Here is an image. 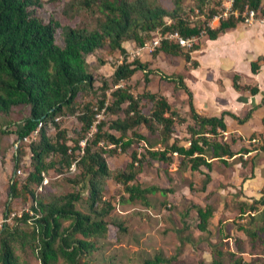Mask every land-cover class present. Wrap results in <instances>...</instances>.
Wrapping results in <instances>:
<instances>
[{
  "label": "trees",
  "instance_id": "obj_1",
  "mask_svg": "<svg viewBox=\"0 0 264 264\" xmlns=\"http://www.w3.org/2000/svg\"><path fill=\"white\" fill-rule=\"evenodd\" d=\"M65 1L66 15L75 18L83 13H91L95 16L93 25H64L56 17L45 21L37 12L42 0H0V114H10L17 107L28 108L29 111L23 125L16 131L21 142L14 158L16 175L10 184V194L24 202L34 201V214L27 212L19 218L27 224L31 219L33 226L6 224L2 229L0 264H27L17 252L19 246H29L42 264H60L61 260L67 264H89L87 256L98 249V238L106 236L109 230L108 216L114 208L105 199L109 179L122 184L131 200H145L147 193L156 188H143L135 183L141 170L154 161L172 164L178 155V171L187 167L194 172H203L205 178L201 190L206 191L212 180L214 163L218 161L228 165L230 159L238 154L226 138L228 126L224 114L220 117L200 114L183 74L167 75L159 69H151V63L143 62L140 57L130 60L125 43L133 41L144 47L150 33L158 28L163 33L178 31L184 37H199L206 31L210 39H216L220 33L236 28L243 21L242 16L223 19L217 28H212L206 27L203 22L193 24L189 15L197 9L205 13L211 0H195L188 13L178 0L172 11L149 0ZM235 8L241 14L248 8L264 16V0H235ZM214 13L212 9L208 12L209 16ZM59 34L62 43L58 40ZM99 48L119 51L124 57L111 77L89 69L88 56ZM199 48L195 45L185 51L180 44L164 38L153 56L161 52L183 55L188 64L197 67L199 63L193 59L192 53ZM100 62L104 64L105 60L100 59ZM258 67L257 63H253L254 72ZM140 70L145 74L146 84L151 82V74L158 73L189 94L193 122L187 125L188 138L181 139L176 135L177 126L187 122V118L173 108L167 96L151 91L136 95L130 85H120L123 81L128 82ZM239 79L240 76L236 75L235 86L241 89L243 86L238 83ZM96 82L100 85L96 86ZM244 88L253 94L259 92L257 87ZM97 90H100L101 96L96 102L81 99V96L93 91L98 95ZM110 90L112 99L106 104ZM143 100L151 104L149 112L145 111ZM257 108H251L243 117L230 114L240 123H245ZM103 109L118 117L112 120L98 119ZM122 112L125 116L121 115ZM68 114L77 115L81 122L78 131L80 137H86L96 128L84 147L80 139L71 145L68 129L56 120ZM41 120L45 124L52 122L57 132L51 136L46 127L41 128L39 138L30 143L32 169L27 175L17 174V170L25 164L23 138L31 135ZM141 126H145L149 132H141ZM1 131L6 132L2 128ZM232 142H236V139L233 138ZM140 145L141 151L137 148ZM260 148L264 151V145ZM209 149L211 155L208 154ZM253 150L259 149L243 147L239 151L243 165L247 164L244 155ZM119 152L129 154L130 161L125 168L112 169L108 157ZM74 165L78 166L80 172L73 177L64 176L63 179L78 186V189L53 196L38 190L45 180L44 174L50 169L65 174ZM203 166L207 171L202 170ZM85 188L90 213L76 207ZM191 188L194 189L192 184ZM258 204L264 206V187L261 198L254 201L250 210H258ZM214 211L211 202L199 208L198 227L201 231L208 230ZM246 212L243 208L242 214ZM68 220L71 223L65 226ZM247 231L251 240L263 237L264 242V221L259 229ZM169 260L163 255H156L146 259L144 264H163ZM242 260L240 258L231 264H241ZM210 264H226L224 252L218 249Z\"/></svg>",
  "mask_w": 264,
  "mask_h": 264
},
{
  "label": "rangeland",
  "instance_id": "obj_2",
  "mask_svg": "<svg viewBox=\"0 0 264 264\" xmlns=\"http://www.w3.org/2000/svg\"><path fill=\"white\" fill-rule=\"evenodd\" d=\"M149 1L162 5L170 11L176 6V0ZM178 1L186 8V13L196 3L195 0ZM65 5V0H42V6L37 9V12L45 21L51 17H56L64 25L74 26L79 23L93 25L95 17L93 14L83 13L71 18L64 12ZM211 9L215 11L213 16L208 14ZM224 9V0H211L206 6L205 13H201L197 9L189 15H191L193 24L203 22L206 27L217 28L221 21H215V15ZM262 16V13L258 12L254 23H262L260 21ZM167 21L170 20L167 19ZM241 23L250 24L247 21ZM161 32L162 29L160 28L152 31L147 38L145 48L142 50L136 42H126L125 46L128 49L129 59L140 57L143 62L151 63V69H159L167 75L178 73L184 76L188 75L187 69L184 68L186 61L183 55L174 56L161 52L158 56H153L156 48L151 50V43L160 36ZM58 40L63 42L60 34ZM207 44H210L209 35L203 31L197 37L194 45L190 48H184V50L188 51L195 45L205 47ZM202 52L193 51L197 58L203 56ZM123 58L119 51L112 52L109 49L99 48L94 54L88 56L89 69L92 72L111 77ZM100 59L105 60L104 64L100 62ZM125 84L130 85L136 95L151 91L167 96L173 108L187 118V122L177 126L176 135L181 139L189 137L187 125L193 120L190 117L189 98L184 90L177 88L175 83L163 79L158 73L151 74V82L146 84L145 74L141 70L128 82L123 81L120 85ZM95 85L99 86L100 83L96 82ZM97 91H99L98 95L93 91L81 96V99L96 102L101 96L100 90ZM110 92L111 90L108 92L106 104L111 102ZM143 105L146 112L151 110V104L147 100H143ZM28 113V108L17 107L10 114H0V234L6 224L10 226H33L31 219H28L27 224L19 218H22L27 212L31 215L34 214L32 209L34 201L24 202L21 198L14 199L10 194V184L16 175L14 158L20 145L16 131L23 125V119ZM121 115L125 116L124 112ZM117 117L118 115L111 114L105 109L98 115V119L106 120ZM57 121L68 129L69 137L72 139L71 145H74L77 139H80V144L86 142L96 131V128H93L91 132L85 135L86 137H80L78 131H80L82 124L77 115H61ZM44 127L51 136L57 132L52 122L47 123ZM1 128L5 129L6 132H2ZM110 131L117 135L120 134L115 130ZM140 131L145 134L149 132L145 126H141ZM241 139L251 148L259 149L247 159L246 166L248 165L254 172L255 166L260 164L264 157L261 154L264 151L260 148L264 145V135L254 134V136L251 135L246 138L241 136ZM32 141H26L22 146L25 164L21 165L19 169L22 170L21 174L23 175H27L32 169L30 150ZM141 146L137 147L140 151L142 150ZM129 161V154L123 152L108 157V163L112 169L125 168ZM179 162L180 157L176 155L175 162L172 164L154 161L153 164H149L141 170L135 183L140 184L143 188H156L147 193L145 200H131L122 184L113 179L108 180L105 199L110 201L114 208L108 216L110 225L107 235L98 238V249L92 255L87 256L89 264H144L146 259L156 255H163L170 259L163 264H210L218 249L224 252L226 264L234 263L240 258L243 259L241 264H264L263 237H256L251 240L247 231L259 229L262 226L263 220L257 218L258 216L255 218L253 215L257 212L264 214L263 204L256 205L258 210H250V206L254 204L256 198L244 200L242 197L245 196L242 192H239L238 197L227 194V199H223V196L220 198L218 184H216V190L204 194L201 189L205 175L201 173L203 176L200 179L199 172L193 171L190 176L189 171L192 170L187 167L178 171ZM18 170L17 174H19ZM79 172L78 166H73L65 174L50 169L44 174L45 180L38 190L51 196L73 192L76 188L78 189V186L66 182L63 177H73ZM191 184L194 189L191 188ZM161 189H166V191L162 192ZM209 193L211 194L209 195ZM87 195L88 191L85 188L83 197L77 201L76 207L85 213H90ZM209 202L213 203L215 210L222 202H225L227 215L221 217L219 223L210 222L207 231H201L198 227L200 223L199 207L200 204L205 206ZM243 208L247 211L246 214H242ZM228 218H232V220L225 223ZM69 223H71L70 220L65 221L64 225L67 226ZM17 252L27 264H42L29 246H19ZM60 264L67 263L61 260Z\"/></svg>",
  "mask_w": 264,
  "mask_h": 264
},
{
  "label": "crops",
  "instance_id": "obj_3",
  "mask_svg": "<svg viewBox=\"0 0 264 264\" xmlns=\"http://www.w3.org/2000/svg\"><path fill=\"white\" fill-rule=\"evenodd\" d=\"M209 41L210 44L195 50L196 53L204 50L201 58L192 53L193 59L199 63L197 67L191 66L192 63L188 64L185 60L184 68L188 72L185 81L192 91L194 103L200 114L219 117L225 115L228 126L225 135L238 154L230 159L228 166L218 161L214 163L211 171L212 180L203 193L216 190L218 184L220 198L223 196V199H227V194L238 197L239 192H242L244 200L259 199L264 187V157L252 172V168L243 165L239 151L243 147L251 148L241 136L246 138L254 134L264 135V23H239L236 28L220 33L216 39L209 38ZM253 63L259 66L256 72L253 71ZM236 75L240 76L238 83L243 86L241 89L235 86ZM246 86L257 87L259 92L253 94L244 88ZM182 90L189 98L186 90ZM255 106L258 108L245 123H240L230 114L235 113L243 117ZM237 137L239 138L236 139ZM233 138L236 142H232ZM255 151L258 150L244 155V159L247 160ZM208 154L211 155L210 149ZM261 154L264 156V152ZM202 170L207 171L204 166ZM192 172L189 171L190 176ZM201 173L203 172H199L200 179L204 174ZM200 207L204 205L200 204ZM224 215H227V211L225 202H222L214 211L211 222L219 223ZM253 216L255 218L258 216L257 218L264 221L262 212H257ZM231 220L232 218H228L225 223Z\"/></svg>",
  "mask_w": 264,
  "mask_h": 264
},
{
  "label": "built area",
  "instance_id": "obj_4",
  "mask_svg": "<svg viewBox=\"0 0 264 264\" xmlns=\"http://www.w3.org/2000/svg\"><path fill=\"white\" fill-rule=\"evenodd\" d=\"M224 7L225 9L222 12H219L215 15L214 20L215 21H221L223 19H229L230 17H237L240 18L243 17V21H247L248 23H253L256 19L255 16L257 12L255 10L246 9L242 14L241 11L237 8H235V0H224ZM262 23H264V16H262V19L260 20ZM164 38H169L170 40L175 41L176 43L180 44L183 48H190L194 45L195 41L197 40V36L193 37H184L182 36L178 31L175 32H166L160 33V36L157 37L152 43H151V50L160 46L162 43V40ZM145 46H141L140 49H144ZM142 53V52H141ZM139 53V54H141ZM56 120H59V117L56 118ZM46 125L43 120L40 121L38 128L35 129L31 135L25 136L23 138V141H32L33 139H38L40 135L41 128ZM95 128V127H94ZM21 141H19L20 143ZM82 147L86 145V142L81 143ZM76 165H74L75 167ZM18 173L21 174L22 170L19 169Z\"/></svg>",
  "mask_w": 264,
  "mask_h": 264
}]
</instances>
